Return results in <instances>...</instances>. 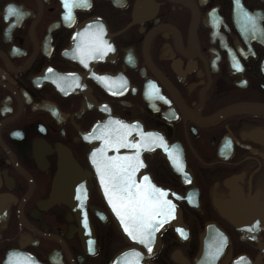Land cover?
<instances>
[{"label": "flooded vegetation", "instance_id": "af4514ba", "mask_svg": "<svg viewBox=\"0 0 264 264\" xmlns=\"http://www.w3.org/2000/svg\"><path fill=\"white\" fill-rule=\"evenodd\" d=\"M67 5L0 0V264H111L130 247L88 157L110 116L135 124L111 188L164 190L180 212L140 264H264V116L203 123L264 106V0Z\"/></svg>", "mask_w": 264, "mask_h": 264}, {"label": "water", "instance_id": "95a60500", "mask_svg": "<svg viewBox=\"0 0 264 264\" xmlns=\"http://www.w3.org/2000/svg\"><path fill=\"white\" fill-rule=\"evenodd\" d=\"M236 115L264 116V106L256 104L231 105L221 109L213 116L203 119V123H214L223 118ZM134 126L135 124L133 123L123 122L117 117L110 116L101 124L91 129V132L87 135V141L90 146L88 152L89 162L98 178L99 192L103 196L104 202L109 212H111L113 221L121 233L122 238L130 244L128 249L121 251L114 257L111 264H121L127 258H137L140 256L138 253L139 247L158 249L159 234L167 225H173L176 230L183 229L179 210L169 203H166L162 208L146 209L151 214V222L154 224V227L151 229V236L147 238V242L143 239H133L128 231H126V228L131 227L130 217L136 216L139 222L142 209L126 201L124 199V191L117 189V186L111 188L109 183L112 171L110 169L112 168L113 170L114 167H118L119 172H114V176L123 174L122 167H124V164L121 160L123 158L121 153L124 143L133 139H131V136ZM118 152L120 154H117ZM114 159L118 160V162L113 163L112 160ZM148 182H146L147 185L149 184ZM144 189L146 192L149 191L148 187H144ZM157 190L164 192V190L158 188ZM165 198L166 194L162 199L166 201ZM141 257L143 258L144 256L142 255L138 258L140 262H137L136 260L138 259H135V264L141 263ZM201 257L202 254L199 253L195 261L200 260Z\"/></svg>", "mask_w": 264, "mask_h": 264}, {"label": "snow or ice", "instance_id": "6c2138e0", "mask_svg": "<svg viewBox=\"0 0 264 264\" xmlns=\"http://www.w3.org/2000/svg\"><path fill=\"white\" fill-rule=\"evenodd\" d=\"M67 6L66 0V7ZM8 11L9 14L14 13V9L12 8H9ZM130 188L131 185L124 183L121 190L128 193L129 202L140 207L142 212L139 217V222L137 221L136 216L130 217L131 227L126 228V231H128L129 235L132 236L133 239H143L147 242V238L151 236V229L154 227V224L151 222V214L147 212L146 209L162 208L167 203L162 199L165 193L160 190L153 189L151 192L138 193L134 198V195L130 192Z\"/></svg>", "mask_w": 264, "mask_h": 264}]
</instances>
